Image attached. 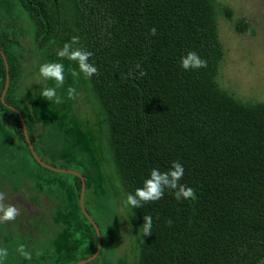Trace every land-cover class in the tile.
Wrapping results in <instances>:
<instances>
[{
    "label": "trees",
    "instance_id": "obj_1",
    "mask_svg": "<svg viewBox=\"0 0 264 264\" xmlns=\"http://www.w3.org/2000/svg\"><path fill=\"white\" fill-rule=\"evenodd\" d=\"M7 1L27 21L36 52L69 28L71 39L80 37L77 47L93 53L89 63L98 68V75L88 78L81 72V76L99 116L101 152L122 201L127 193L143 186L152 169L167 171L173 161L185 169L180 183L194 190L195 199L177 200L175 190L166 188L162 199L142 202L140 208L122 203L138 237L134 264L262 261L264 105L243 103L215 83L219 51L212 1ZM153 27L157 30L154 36L150 35ZM0 49L9 74L4 100L22 114L36 153L52 166L73 169L49 160L39 149L36 119L21 92L23 64L1 15ZM188 51L197 52L207 67L185 71L180 60ZM5 80L0 53V121L8 124L29 168L70 177L79 213L96 233L79 205L81 178L47 169L33 157L18 113L1 101ZM75 170L85 178L84 206L100 230L98 260L106 249L105 227L95 211L90 178L82 168ZM13 178L18 181L20 176L14 173ZM15 180L0 191L7 193V201L16 195L17 202H10L20 208L21 215L0 224V241L4 234L8 236L4 246L18 262L19 240L26 238L35 245L39 226L53 222L58 209L47 203L46 193L39 194L35 181L31 182L33 188L26 184L19 188ZM145 215L153 219L148 236L139 232ZM57 223L59 233L65 225L60 220ZM36 259L33 254L26 262L36 264Z\"/></svg>",
    "mask_w": 264,
    "mask_h": 264
},
{
    "label": "rangeland",
    "instance_id": "obj_2",
    "mask_svg": "<svg viewBox=\"0 0 264 264\" xmlns=\"http://www.w3.org/2000/svg\"><path fill=\"white\" fill-rule=\"evenodd\" d=\"M211 1L219 51L215 83L243 103L264 105V0ZM0 15L23 64L21 92L36 119L40 151L53 162L65 163L74 170L82 168L92 182L95 211L105 227L106 237V249L93 264H134L138 237L101 152L99 116L81 74L74 80L68 71L69 67L79 70L78 63L57 56L63 45L71 42V30L65 28L54 42L36 52L27 21L7 0H0ZM44 62H60L65 66L64 85L57 88V95L63 98L59 105L40 96L45 84L55 86L51 80L38 82V69ZM70 86L78 92L74 100L67 98ZM14 173L20 176L18 181L13 178ZM12 180L18 187L35 181L33 185L39 194L46 193L47 203L58 209L53 222L39 226L35 245L19 238V244L37 257L36 264H59L95 252L97 234L79 213L70 177L29 168L8 124L0 121V190L8 189ZM15 196L11 202L17 200ZM59 220L65 228L57 233ZM76 232L81 233L79 239ZM3 236L0 246L9 239L6 234ZM16 254L18 262L10 255L4 264H28L27 259ZM262 262L264 259L258 264Z\"/></svg>",
    "mask_w": 264,
    "mask_h": 264
},
{
    "label": "clouds",
    "instance_id": "obj_3",
    "mask_svg": "<svg viewBox=\"0 0 264 264\" xmlns=\"http://www.w3.org/2000/svg\"><path fill=\"white\" fill-rule=\"evenodd\" d=\"M156 28L150 29V35H156ZM80 43L79 36H73L70 43H65L63 47L57 52V56L60 59H68L78 63L79 70L69 67L68 71L74 80H78L81 72L88 78L93 75H98V68L89 63L90 57L93 53L87 51L82 47H77ZM180 65L185 71L194 69H200L207 67V61L200 57L195 51H188L185 56L181 57ZM139 67V65H137ZM141 75L146 73L141 72ZM54 81L55 86L49 87L45 84L42 88L40 96L45 100L54 102L59 105L63 103V98L57 95V88H62L65 82V66L60 62H44L40 64L38 69V82L40 80ZM78 92L76 88L69 87L67 89V98L76 99ZM184 167L178 161H173L171 167L167 171H160L158 168H154L150 171L149 177L143 182L142 187L135 189L134 193H127L126 199L122 201L125 207L131 206L132 208H140L143 203L155 202L163 198L165 189L175 190V198L181 199H195L196 195L194 190L180 181L184 175ZM7 199V193L0 191V224L9 223L15 221L16 218L21 215L20 208L12 203H5ZM171 223V221H169ZM153 219L150 215L144 216V223L140 227L139 232L142 236H148L152 234ZM131 228V224H129ZM142 230V231H141ZM81 233L76 232L75 237L79 239ZM16 251L24 259L32 260V253L26 249L23 244L18 245ZM9 256V250L6 246H0V264H4ZM264 264V262H262Z\"/></svg>",
    "mask_w": 264,
    "mask_h": 264
},
{
    "label": "water",
    "instance_id": "obj_4",
    "mask_svg": "<svg viewBox=\"0 0 264 264\" xmlns=\"http://www.w3.org/2000/svg\"><path fill=\"white\" fill-rule=\"evenodd\" d=\"M0 53L4 59V62H5V66H6V80H5V84H4V88H3V91L1 93V101L2 103H4L7 107L11 108L12 110L16 111L19 115V118L21 120V124H22V129H23V132H24V136H25V139L27 141V144H28V147L33 155V157L36 159V161L46 167L47 169H50L52 171H56V172H65V173H72V174H75L77 176H79L81 178V182H82V185H81V190H80V195H79V205H80V208L83 212V214L85 215V217L90 221V223L93 225V227L95 228V231H96V234H97V248L95 250V252L93 254H91L90 256L84 258V259H81L79 261H76V262H73V263H69V264H86L88 262H91L93 260H95L99 253H100V250H101V234H100V230H99V227L96 223V221L90 216V214L87 212L85 206H84V202H83V197H84V191H85V178L84 176L74 170V169H67V168H59V167H55V166H52L46 162H44L39 156L38 154L36 153L35 149L33 148L32 146V143L29 139V136L27 134V130H26V126H25V123H24V119L22 117V114L13 106L7 104L4 100V93L8 87V84H9V74H8V64H7V60H6V57L4 55V53L2 52V50L0 49Z\"/></svg>",
    "mask_w": 264,
    "mask_h": 264
}]
</instances>
